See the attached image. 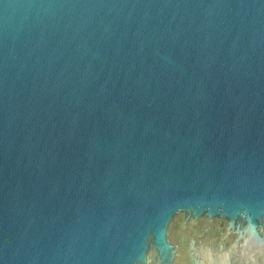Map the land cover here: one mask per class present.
<instances>
[{"label": "water", "instance_id": "95a60500", "mask_svg": "<svg viewBox=\"0 0 264 264\" xmlns=\"http://www.w3.org/2000/svg\"><path fill=\"white\" fill-rule=\"evenodd\" d=\"M0 264H264V0H0Z\"/></svg>", "mask_w": 264, "mask_h": 264}]
</instances>
